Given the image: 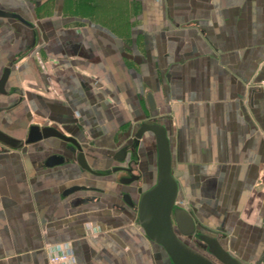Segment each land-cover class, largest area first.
<instances>
[{
  "label": "crops",
  "instance_id": "0c3cea01",
  "mask_svg": "<svg viewBox=\"0 0 264 264\" xmlns=\"http://www.w3.org/2000/svg\"><path fill=\"white\" fill-rule=\"evenodd\" d=\"M137 2L130 50L108 18L64 15L62 0H0L14 14L0 16V75L10 70L0 130L21 138L22 122L69 123L102 173L81 170L62 142H0V264H51L53 255L65 264H172L122 202L119 193L133 186L106 173L123 143L110 131L140 107L142 86L155 109L142 97L143 106L166 128L177 194L190 203L180 206L217 229L209 233L244 264L264 258V106L250 87L264 64V0ZM147 136L137 168L150 180L154 137L145 132L139 143ZM52 154L64 161L45 166ZM72 185L86 188L63 194Z\"/></svg>",
  "mask_w": 264,
  "mask_h": 264
},
{
  "label": "water",
  "instance_id": "95a60500",
  "mask_svg": "<svg viewBox=\"0 0 264 264\" xmlns=\"http://www.w3.org/2000/svg\"><path fill=\"white\" fill-rule=\"evenodd\" d=\"M0 16L14 17V14L0 8ZM9 71V67L6 66L0 75V93L2 94L5 93V82ZM14 91L18 92L19 89L15 88ZM145 99L148 109L153 111L155 101L152 94L148 92ZM135 128L133 138L136 143L139 142L145 132H150L154 137L156 147L155 180L150 187L139 194L136 203L135 223L142 228L151 241L159 244L164 249L172 264H244L222 246L218 236L198 230L192 214L176 203L178 193L177 177L180 172L172 170L171 151L165 126L158 119L151 116L136 122ZM51 137L71 143L72 149H74L72 151L74 152L73 157L81 170L92 175L102 174L89 165L81 144L74 137L65 135L55 123L30 124L25 135L21 138L0 130V142L12 148H19ZM116 153L114 156L116 160L123 159L125 148ZM63 161L64 156L52 154L44 160L43 164L48 166ZM111 169H120L129 173V176L118 179L122 184H128L135 179H139V175L132 173L131 167H112ZM106 172H109V170ZM83 188H86V186L72 185L66 188L63 194H69ZM122 198L129 207H134L128 193H123ZM179 234L191 239L195 247L183 241Z\"/></svg>",
  "mask_w": 264,
  "mask_h": 264
},
{
  "label": "rangeland",
  "instance_id": "374dc122",
  "mask_svg": "<svg viewBox=\"0 0 264 264\" xmlns=\"http://www.w3.org/2000/svg\"><path fill=\"white\" fill-rule=\"evenodd\" d=\"M51 7L50 8H45L44 12H50L51 11ZM62 14L64 15H86L89 19L93 20V21H107L106 19L108 18V24L115 27L117 26V29L123 30L124 33V38H125V44L127 45L126 48H129L131 50L132 44H133V39L134 36L130 35L129 32V27L131 22L128 20L129 17L134 18L133 19V23H136V15L138 14V2L137 0H62ZM123 27V29H122ZM129 50V51H130ZM147 85V86H146ZM148 84H145V87H148ZM151 88H153L155 91L158 92L159 90V84H155V85H150ZM250 87H258L261 90L260 93V97L262 98V104L264 106V92H263V87H264V64L261 66V68L258 69L257 74L254 76ZM145 88H143L142 86V90L140 93V107L136 110L133 111V113H130L127 117L126 120L123 121L122 124H120L118 126V124L113 125L115 127V129L110 131V134L112 135V137L116 140H124L125 138L130 139L133 133V130L135 129V123L146 119L148 117H151V115H149L147 108H145L143 105V98H145L143 96V91ZM143 97V98H142ZM264 108V107H263ZM97 116H93V118H95L94 121L96 120ZM156 119H158V117H161L160 115H155L153 116ZM98 123L103 122L102 119H98L97 121ZM116 123V122H115ZM28 123H24L22 122V126L26 125ZM113 126H109V128H114ZM99 131L98 129H96L94 127L93 131L90 133H88L87 138L92 139L95 135V132ZM22 133V132H21ZM48 140H55L56 142H61L57 139H48ZM152 140L151 136H147L145 138V140L141 143H137V149L140 148V145L143 144L146 148L145 150L147 151V144L150 143V141ZM54 141V142H55ZM49 142V141H48ZM121 143V142H120ZM122 144V143H121ZM32 146L35 145L31 144ZM91 144H88V146H90ZM50 147H53L52 145H50ZM117 146H114L112 148V151L114 149H116ZM21 148V147H19ZM19 148H15V149H19ZM72 155L74 156V152L72 153ZM172 170L174 171V168H172ZM113 178L115 177L114 174ZM178 178V177H177ZM154 183V179H150L148 178V180H146L145 183H143L141 186L135 187L134 191H135V195H137L138 192H140L141 190H143L146 187H150L152 184ZM176 203L179 205H186L188 206L190 203L186 200L185 198L179 193L177 194V198H176ZM129 209L133 210L134 213H136V209H133L131 207H129ZM197 229L206 231V232H216L217 229L215 230L214 228L210 227V226H206L203 225L199 220H197V222H195ZM185 242L187 244H189L192 247H195V244L193 243V241L189 238H185ZM253 264H264V258H262L261 260H258L256 262H254Z\"/></svg>",
  "mask_w": 264,
  "mask_h": 264
},
{
  "label": "flooded vegetation",
  "instance_id": "af4514ba",
  "mask_svg": "<svg viewBox=\"0 0 264 264\" xmlns=\"http://www.w3.org/2000/svg\"><path fill=\"white\" fill-rule=\"evenodd\" d=\"M15 88H17V87H15ZM15 88H13V90H12L13 92H16V91H14ZM151 116H153V115H151ZM45 123H47V124L55 123V124L58 125V127L60 128V130L65 135L74 137L79 143L82 141V137L80 136V134H78L77 132L70 131V126H69L70 124L69 123H66V122L59 123L57 121H50L49 119H43V121H41V122H35V121L29 122L28 124L24 125L25 126L24 127L25 133H26V131H27V129H28V127H29L30 124L44 125ZM51 138H54V137H51ZM47 139H49V138H47ZM47 139H44V140H47ZM54 139H57V138H54ZM57 140H59V139H57ZM59 141H61L62 143L65 144V149L69 153H71V154L73 153L72 151L74 149H72V146H71V143L70 142H64L62 140H59ZM136 145H137V143L135 142V139L133 138V134H132V136H131L130 139L125 138L123 140V143L121 144V146H119L118 148L114 149L113 152L110 153V156L115 160V164L113 166H111L109 169H107V170H109V172H106L107 174H114L115 175V179H116V181L119 184H121L123 186H133L132 187L133 188L132 190L124 189L123 191H121L119 193V196H120L122 202L124 203V205L127 208H129V206L124 202V200L122 198V194L123 193H128L130 195L131 200L134 203L133 209H136V203H137L139 194L143 190L147 189L148 187H146L143 190H141L140 192H138L137 195H135L134 188L135 187H138V186H141L152 175L151 173H147V172L144 173L141 169H138L137 168V166L139 164V158H138L137 152H136L137 151L136 150L137 149V146ZM122 148H125V157L123 159L116 160L114 158V156L117 154L116 152L117 151H120ZM112 167H131L132 168V173L133 174H136V175H139V179H137V180L135 179V180L129 182L128 184H122V183H120L118 181V179L121 178V177H127V176H129V173L127 171L120 170V169H118V170H112L111 169ZM154 180H155V178H154ZM136 213H137V209H136ZM182 238H184V237H182ZM184 240H185V238H184Z\"/></svg>",
  "mask_w": 264,
  "mask_h": 264
},
{
  "label": "built area",
  "instance_id": "2783aa9c",
  "mask_svg": "<svg viewBox=\"0 0 264 264\" xmlns=\"http://www.w3.org/2000/svg\"><path fill=\"white\" fill-rule=\"evenodd\" d=\"M51 264H65L68 262V258L65 255H53L49 258Z\"/></svg>",
  "mask_w": 264,
  "mask_h": 264
},
{
  "label": "bare ground",
  "instance_id": "6f19581e",
  "mask_svg": "<svg viewBox=\"0 0 264 264\" xmlns=\"http://www.w3.org/2000/svg\"><path fill=\"white\" fill-rule=\"evenodd\" d=\"M179 237L182 239V237H184V238H186L185 236H183V235H181V234H179ZM183 240V239H182ZM184 241V240H183Z\"/></svg>",
  "mask_w": 264,
  "mask_h": 264
}]
</instances>
